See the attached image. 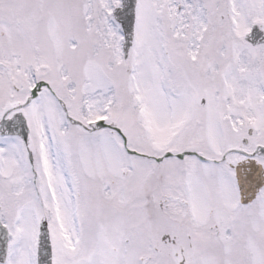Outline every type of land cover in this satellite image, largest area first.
Wrapping results in <instances>:
<instances>
[{"label":"snow or ice","instance_id":"obj_1","mask_svg":"<svg viewBox=\"0 0 264 264\" xmlns=\"http://www.w3.org/2000/svg\"><path fill=\"white\" fill-rule=\"evenodd\" d=\"M0 264H264V0H0Z\"/></svg>","mask_w":264,"mask_h":264}]
</instances>
